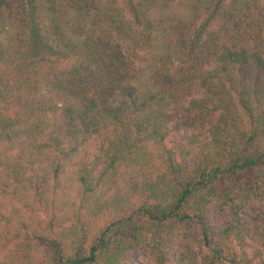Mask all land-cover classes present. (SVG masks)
<instances>
[{
    "label": "trees",
    "instance_id": "obj_1",
    "mask_svg": "<svg viewBox=\"0 0 264 264\" xmlns=\"http://www.w3.org/2000/svg\"><path fill=\"white\" fill-rule=\"evenodd\" d=\"M123 1L0 0V264H264V0Z\"/></svg>",
    "mask_w": 264,
    "mask_h": 264
},
{
    "label": "rangeland",
    "instance_id": "obj_2",
    "mask_svg": "<svg viewBox=\"0 0 264 264\" xmlns=\"http://www.w3.org/2000/svg\"><path fill=\"white\" fill-rule=\"evenodd\" d=\"M123 0H120V3L123 4ZM39 51H32L30 53L31 57H35L38 56ZM10 77V75H9ZM133 264H152L151 261L147 258V256L145 254H143L142 252H137V254L135 255V257L132 260Z\"/></svg>",
    "mask_w": 264,
    "mask_h": 264
}]
</instances>
